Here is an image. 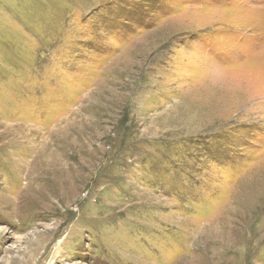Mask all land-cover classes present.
Returning a JSON list of instances; mask_svg holds the SVG:
<instances>
[{
  "label": "rangeland",
  "instance_id": "rangeland-1",
  "mask_svg": "<svg viewBox=\"0 0 264 264\" xmlns=\"http://www.w3.org/2000/svg\"><path fill=\"white\" fill-rule=\"evenodd\" d=\"M121 239L264 264V0H0V264Z\"/></svg>",
  "mask_w": 264,
  "mask_h": 264
},
{
  "label": "crops",
  "instance_id": "crops-1",
  "mask_svg": "<svg viewBox=\"0 0 264 264\" xmlns=\"http://www.w3.org/2000/svg\"><path fill=\"white\" fill-rule=\"evenodd\" d=\"M127 243H128V245L126 246ZM139 243H140L139 241L134 240V239H130L127 242H124L121 239V241L117 242L116 246H114V244L112 243L113 246H110V247H113V248H109V246L107 248L108 252H106V259H108V260L111 259L110 260L111 262L116 261L118 264H123L122 262L124 261V258L126 257V254H128V252H125V248L126 247L130 248V254H135V255H138V256H144V257H147V258H149L151 255H153V253L151 252L149 247L148 248L144 247L143 250L138 249V246H140ZM145 248H147V249H145ZM119 257L123 261L120 260ZM146 264H151V263L146 261Z\"/></svg>",
  "mask_w": 264,
  "mask_h": 264
}]
</instances>
